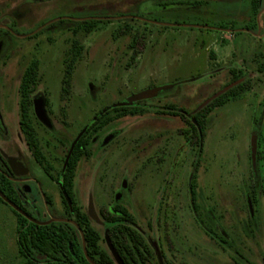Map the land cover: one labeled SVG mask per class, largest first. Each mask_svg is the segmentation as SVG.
<instances>
[{"label": "rangeland", "instance_id": "374dc122", "mask_svg": "<svg viewBox=\"0 0 264 264\" xmlns=\"http://www.w3.org/2000/svg\"><path fill=\"white\" fill-rule=\"evenodd\" d=\"M59 18L112 23L91 33L78 26L40 33ZM0 27L17 31L0 59L2 118L13 131L7 141L0 135L2 149L14 143L19 115L9 111L11 100L18 101L20 79L34 61L42 109L36 114L51 126L47 96L55 124L71 140L116 107L145 108L94 138L77 172V194L103 248L100 212L121 203L161 264L163 256L171 264H234L192 211L196 151L182 134L189 124L172 112L191 117L233 86V71L243 72L238 83L245 90L209 116L197 183L233 232L239 221L253 222L241 238L252 261L264 264V0L258 15L251 0H0ZM76 46L81 56L70 73ZM17 224L0 203V264H29L19 253Z\"/></svg>", "mask_w": 264, "mask_h": 264}, {"label": "flooded vegetation", "instance_id": "af4514ba", "mask_svg": "<svg viewBox=\"0 0 264 264\" xmlns=\"http://www.w3.org/2000/svg\"><path fill=\"white\" fill-rule=\"evenodd\" d=\"M16 36V30L12 28L0 27V46H2L0 59L3 58L12 39ZM33 65L34 62H31L20 79L17 89L18 101L14 103V100H11L12 104L9 111H13L15 107L17 108L19 115L18 126L15 130L14 143L7 151L0 147V192L10 202L14 203L22 213L14 209L4 199L3 204L8 205L13 211H16L17 214L29 222L39 226H47L54 223H60L62 221L64 223L74 222L72 224L76 225V209L78 208L80 212L87 213L90 216L91 224L93 226L92 217L89 212H87L80 205L77 194V172L82 161L87 158L83 157L79 161L72 189L70 182L71 176L67 171L69 161L72 156V146L75 142L76 145L79 143L89 127L85 130L82 129L81 134L77 138L71 140L67 131L64 130V127H59L55 124L53 118L54 112L50 107V101L47 96H43L42 99L44 101V108L51 126H47L39 119L36 114V110L40 113L42 112V109L40 107L39 99H37L35 94L39 83L38 66L36 78L26 77ZM1 106L0 99V135L7 141L8 138L11 137L10 135L13 131L9 132L8 127L3 121L2 115L6 112ZM115 114L116 112L111 115ZM172 114L174 116H180L186 120V122H188L189 119L193 120L192 117L188 118L186 115V118H184L182 113L179 114L174 111ZM102 115L103 114L96 117L94 122ZM115 120H117V118L105 126H98L96 128V133L91 138L89 151L92 147L94 138L101 134V132ZM190 145L195 148L196 151L197 158L193 165L194 173L192 178L196 177L197 181L199 169L198 159L199 156L202 155L203 149L200 150L198 145L195 143H190ZM83 153L85 155L87 153L84 148ZM7 194H9L10 197ZM189 195L192 211L197 222L202 226L206 234L230 256L233 263L258 264L253 262L251 256L248 255L246 243L244 239L241 238L242 230H247L250 234L252 233L251 225L253 222L250 221L247 223L245 221H239L238 223L242 225L241 228H235V232H233L221 221V218L216 215L215 209L208 205L203 193L198 191V183L194 193H191L189 188ZM199 200L202 202L201 204L199 203ZM123 211L128 213L130 220L119 221V217L125 219L122 214ZM100 217L106 225L105 243L107 244L108 249H104L112 256L115 264H124L113 245L114 243L117 244L118 237L120 236L118 226L128 227L130 230L135 231L142 237V240L146 245L147 251L145 252V256L141 257L139 252L133 249L134 253L132 255V259L136 258L135 260H138L139 264H161L156 255L155 249L147 243L145 238L135 228V218L126 206L121 203H117L115 206L102 210L100 212ZM97 232L99 233V231ZM248 232L247 234H249ZM99 235L101 237L100 242L102 243V236L100 233ZM162 259L163 264H171L165 256H163ZM133 264L136 263L133 262Z\"/></svg>", "mask_w": 264, "mask_h": 264}, {"label": "trees", "instance_id": "16d2710c", "mask_svg": "<svg viewBox=\"0 0 264 264\" xmlns=\"http://www.w3.org/2000/svg\"><path fill=\"white\" fill-rule=\"evenodd\" d=\"M251 6L253 12L258 15L260 11V0H251ZM105 23H112V19L105 20L103 18H88L75 21L71 18H60L44 24L40 33L47 29L70 26H78L79 28H83L87 33H91L101 24ZM220 27L222 30L228 28L225 25H221ZM80 56L81 47L76 46L75 49L71 51L70 65L68 68L70 73L73 64ZM37 66L38 62L34 61V65L26 77L36 78ZM233 73V86L221 94L209 99L202 108L192 113L191 117L193 120H188L187 123L189 124V128L183 131L186 140L190 143L197 144L200 150L203 149L209 115L215 109L226 105L231 97H235L245 90V84L238 83L244 76L243 72L239 71L236 74L233 71ZM144 110L145 108L135 106L116 107L112 109V111L103 114L97 121L90 125L84 137L73 149L69 161L67 171L71 176V189L73 187V181L79 161L83 157L89 159L91 156L89 146L92 136L96 133V128L98 126H105L116 118L120 119L126 116L141 115ZM114 112H116V114L111 115ZM183 117L186 118L185 115H183ZM83 148L87 152L86 155L83 153ZM196 188V177H193L190 186L191 193H194ZM7 195L9 196V194ZM0 203H4L1 197ZM76 211V225L72 224L74 222L64 223L62 221L47 226L33 224L14 211L18 216L17 245L20 255L27 259L29 264H115V261L109 252L102 247L100 242L101 237L93 228L90 216L87 213L80 212L78 208ZM122 214L125 219L119 217V221L130 220L126 211H123ZM118 228L120 236L118 237L117 244H113L118 255L121 257L124 264H133V262L139 264V261L135 260L136 258L132 259V255L134 253L133 249H135L139 252L141 257L145 256L147 250L142 237L128 227L118 226Z\"/></svg>", "mask_w": 264, "mask_h": 264}, {"label": "water", "instance_id": "95a60500", "mask_svg": "<svg viewBox=\"0 0 264 264\" xmlns=\"http://www.w3.org/2000/svg\"><path fill=\"white\" fill-rule=\"evenodd\" d=\"M76 145V142L73 144L72 146V150L71 152L73 151L74 147ZM255 156H256V144L254 143L253 144V161L255 162ZM0 197L2 199H4L7 203H9L14 209H16L17 211L21 212V210H19L14 203L10 202L1 192H0ZM22 213V212H21Z\"/></svg>", "mask_w": 264, "mask_h": 264}]
</instances>
